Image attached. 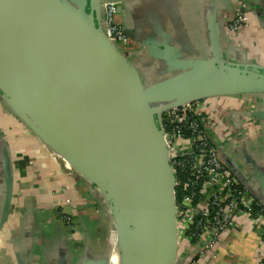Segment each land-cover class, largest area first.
<instances>
[{
	"label": "water",
	"instance_id": "obj_1",
	"mask_svg": "<svg viewBox=\"0 0 264 264\" xmlns=\"http://www.w3.org/2000/svg\"><path fill=\"white\" fill-rule=\"evenodd\" d=\"M105 0H0V98L45 146L93 184L110 211L114 246L104 260L80 264H183L178 245L175 177L162 115L208 98L257 96L264 102V67L226 62L218 0L207 18V46L146 41L140 56L128 16L117 20L135 49H118L103 32ZM162 66L152 83L143 64ZM264 117V112L257 114ZM243 157V156H242ZM244 189L264 204V186ZM243 179V180H242ZM5 176L2 221L12 184Z\"/></svg>",
	"mask_w": 264,
	"mask_h": 264
},
{
	"label": "crops",
	"instance_id": "obj_2",
	"mask_svg": "<svg viewBox=\"0 0 264 264\" xmlns=\"http://www.w3.org/2000/svg\"><path fill=\"white\" fill-rule=\"evenodd\" d=\"M218 1L224 60L264 67V0H249L251 25L237 35L227 30L233 14L228 0ZM122 7L143 58L148 57L146 41L179 47L188 40L193 49L207 46L206 24L214 0H122ZM150 62L143 64L141 76L152 83L159 80L155 72L162 66ZM200 103L213 119H220L218 143H225L222 119H228L240 134L237 140L243 142V160L246 157L248 162L244 179L260 191L264 186V117L257 114L264 112L263 99L242 95ZM228 158L232 166H238V158ZM7 171L12 197L5 219L0 217V264H80L85 258L102 261L108 256L115 239L102 194L30 132L0 98V211ZM64 218L71 220V228ZM263 254L261 228L247 226L224 236L215 249L216 259L208 264H258Z\"/></svg>",
	"mask_w": 264,
	"mask_h": 264
},
{
	"label": "built area",
	"instance_id": "obj_3",
	"mask_svg": "<svg viewBox=\"0 0 264 264\" xmlns=\"http://www.w3.org/2000/svg\"><path fill=\"white\" fill-rule=\"evenodd\" d=\"M233 14L227 30L237 35L251 25L249 0H228ZM103 32L119 50L133 44L117 20V3H103ZM169 165L175 177L174 197L178 245L183 264H208L216 259L222 238L238 228H261L264 242V204L256 201L232 173L214 143L216 122L200 102L182 105L162 115ZM241 143H238L239 146ZM241 171L245 170L239 158ZM68 228L71 220L64 218ZM264 264V254L259 263Z\"/></svg>",
	"mask_w": 264,
	"mask_h": 264
},
{
	"label": "flooded vegetation",
	"instance_id": "obj_4",
	"mask_svg": "<svg viewBox=\"0 0 264 264\" xmlns=\"http://www.w3.org/2000/svg\"><path fill=\"white\" fill-rule=\"evenodd\" d=\"M214 122H216V132H215V138L214 143L221 151L222 155L226 159L227 162H230V159L228 157H236L238 158V164H239V158H243V151H242V145L243 142L238 146L237 144L240 143L237 139L239 137V133L236 132L229 124L228 119H222L221 123L223 125L224 129V139L225 143H218L217 141V135L222 133V129L219 124L218 119H213ZM219 132V133H218ZM218 133V134H217ZM237 141V142H236ZM241 167V166H240Z\"/></svg>",
	"mask_w": 264,
	"mask_h": 264
},
{
	"label": "bare ground",
	"instance_id": "obj_5",
	"mask_svg": "<svg viewBox=\"0 0 264 264\" xmlns=\"http://www.w3.org/2000/svg\"><path fill=\"white\" fill-rule=\"evenodd\" d=\"M111 264H119V255L118 254H113L112 259H111Z\"/></svg>",
	"mask_w": 264,
	"mask_h": 264
},
{
	"label": "rangeland",
	"instance_id": "obj_6",
	"mask_svg": "<svg viewBox=\"0 0 264 264\" xmlns=\"http://www.w3.org/2000/svg\"><path fill=\"white\" fill-rule=\"evenodd\" d=\"M183 249V247L182 246H180V251ZM62 256H63V254H62ZM65 260H66V258L65 257H63ZM62 264H65L64 262H62Z\"/></svg>",
	"mask_w": 264,
	"mask_h": 264
}]
</instances>
